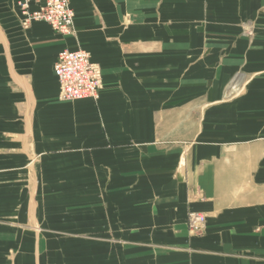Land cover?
Masks as SVG:
<instances>
[{"label": "crops", "instance_id": "crops-1", "mask_svg": "<svg viewBox=\"0 0 264 264\" xmlns=\"http://www.w3.org/2000/svg\"><path fill=\"white\" fill-rule=\"evenodd\" d=\"M23 1L0 0V264H264V0H69L67 36ZM78 48L101 88L63 100Z\"/></svg>", "mask_w": 264, "mask_h": 264}, {"label": "built area", "instance_id": "built-area-1", "mask_svg": "<svg viewBox=\"0 0 264 264\" xmlns=\"http://www.w3.org/2000/svg\"><path fill=\"white\" fill-rule=\"evenodd\" d=\"M39 5L34 12H28V4ZM20 9L25 15V23L41 21L50 26L57 35L67 36L73 30L74 13L69 0H24ZM53 73L59 86V96L63 100L96 99L101 88L97 70L90 61L89 54L81 49L62 50L53 65ZM232 92L236 88L231 87ZM206 219L198 212H188L187 229L191 235H201Z\"/></svg>", "mask_w": 264, "mask_h": 264}, {"label": "rangeland", "instance_id": "rangeland-1", "mask_svg": "<svg viewBox=\"0 0 264 264\" xmlns=\"http://www.w3.org/2000/svg\"><path fill=\"white\" fill-rule=\"evenodd\" d=\"M246 35L252 37V32H246ZM249 82H250L249 78H246L245 75H243L242 73L240 72L234 73L233 76L230 78V80L224 87L222 100L226 102H231L241 97L242 94H244ZM233 86L236 88L235 92H232L231 90V87Z\"/></svg>", "mask_w": 264, "mask_h": 264}]
</instances>
